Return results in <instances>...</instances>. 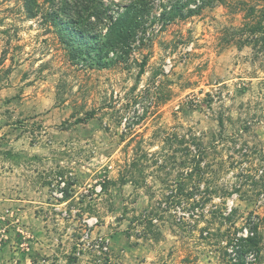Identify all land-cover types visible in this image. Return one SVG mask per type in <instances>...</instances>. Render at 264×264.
Returning a JSON list of instances; mask_svg holds the SVG:
<instances>
[{"label":"rangeland","instance_id":"rangeland-1","mask_svg":"<svg viewBox=\"0 0 264 264\" xmlns=\"http://www.w3.org/2000/svg\"><path fill=\"white\" fill-rule=\"evenodd\" d=\"M65 1L0 0V264H264V0H68L139 18L89 52Z\"/></svg>","mask_w":264,"mask_h":264},{"label":"trees","instance_id":"trees-1","mask_svg":"<svg viewBox=\"0 0 264 264\" xmlns=\"http://www.w3.org/2000/svg\"><path fill=\"white\" fill-rule=\"evenodd\" d=\"M46 2H54V0H45ZM142 1V0H140ZM36 3V0H24V7L29 16H33L32 5ZM97 4L95 6H88L85 13V22L79 24L75 17L68 18L67 22L62 21L60 18L63 14L73 7L72 2L68 0L63 5L58 6V10L51 13V20L54 25L57 24L55 20L59 17V22L64 29L65 35L69 43L77 42V46H73L75 51L83 49V45H87L86 51L97 50L98 48L106 51H113L115 49H121L128 45L129 41L134 38L139 26V18L135 13H131L129 10H124L119 13L114 20H111L110 24L104 34H97V29L101 26L103 19L106 17L107 6ZM53 5V4H52ZM66 12V13H65ZM59 13H62L59 14ZM79 16V14H77ZM90 16L93 19L89 18ZM67 27V28H66ZM100 35L103 40L102 44H98V40L95 37ZM93 111L86 112L83 118H78V121H85L87 118L92 117ZM151 219L149 220V223ZM257 224H253L248 228L250 234L247 236H238L235 239H231L229 244L233 246V252L235 254V261L232 264H245V257L248 253L258 252L260 235L257 230Z\"/></svg>","mask_w":264,"mask_h":264}]
</instances>
